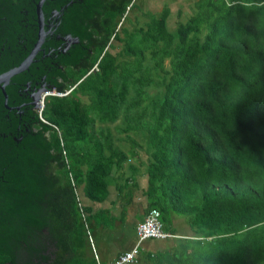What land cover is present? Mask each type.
Returning a JSON list of instances; mask_svg holds the SVG:
<instances>
[{
    "label": "trees",
    "instance_id": "obj_1",
    "mask_svg": "<svg viewBox=\"0 0 264 264\" xmlns=\"http://www.w3.org/2000/svg\"><path fill=\"white\" fill-rule=\"evenodd\" d=\"M137 1L105 0L86 65L60 67L61 93L30 108L53 159L1 197L25 218L21 264H97L89 235L113 227L140 173L162 230L177 235L174 215L190 233L134 264H264V0H191L172 29L175 0Z\"/></svg>",
    "mask_w": 264,
    "mask_h": 264
},
{
    "label": "water",
    "instance_id": "obj_2",
    "mask_svg": "<svg viewBox=\"0 0 264 264\" xmlns=\"http://www.w3.org/2000/svg\"><path fill=\"white\" fill-rule=\"evenodd\" d=\"M105 0H0V254L4 264H21L25 257L22 212L1 204L7 187L25 189L31 175L53 158L40 134L30 132L37 123L36 95L53 88L61 93L56 75L60 67H84L91 52L86 27L95 28Z\"/></svg>",
    "mask_w": 264,
    "mask_h": 264
},
{
    "label": "crops",
    "instance_id": "obj_3",
    "mask_svg": "<svg viewBox=\"0 0 264 264\" xmlns=\"http://www.w3.org/2000/svg\"><path fill=\"white\" fill-rule=\"evenodd\" d=\"M137 184H138V191H135V194L133 196V198L130 201V204L127 205V207L125 209H123V213H121L120 211H118V208H109V215H113L115 216V224L113 225V227H107V226H99V228L93 230V234L94 235H89V241L91 242V249L92 251L94 250V253L97 254L98 256V262L97 264H109L116 255H118L119 253L128 250L130 247H132L133 245L137 244V239H136V235H135V230H132L131 233H129V235H131L130 240H128V238L124 235H117L116 229L117 226H121V225H125L126 222L128 221L129 218H132L134 220V216H139L140 218H144V214H145V207H144V203L141 201L140 197H139V191L143 190L144 186H145V179L142 175V173H140L137 176ZM109 191V190H108ZM113 191H109V195H112ZM134 201L136 202V205H134ZM91 207L93 209H100V208H106L108 207V201L103 202L102 204H91ZM136 211V212H135ZM120 214H123V218L121 219V217L119 218L118 216ZM130 216V217H129ZM180 220V219H176L172 216L171 221L173 226L176 228V232L177 235H169L166 238L163 239H157V240H165L166 241V245L171 241V238L173 236L175 237H186L188 236V234L190 233L188 227L185 225L183 219H182V223L184 224V227L182 228H178L176 226V221ZM122 221V222H121ZM141 222V221H139ZM138 221H135L136 223H139ZM133 226V223H132ZM178 228V229H177ZM185 228L188 229V231L185 230ZM128 236V235H127ZM122 240H124L125 245L119 248H115L114 251H112L111 253L109 252H105L103 251V246L104 244H106L105 242H113L115 244L121 242ZM128 240V241H127ZM97 241V244H96ZM129 243V244H128ZM96 244V245H95ZM151 245H154V243L152 242L151 239H147V240H143V242H140V244L137 246V255L140 252H144L145 250H159L165 247V245L161 248H153ZM136 255V256H137ZM96 257V259H97ZM135 262V260H134ZM131 263V264H134Z\"/></svg>",
    "mask_w": 264,
    "mask_h": 264
},
{
    "label": "rangeland",
    "instance_id": "obj_4",
    "mask_svg": "<svg viewBox=\"0 0 264 264\" xmlns=\"http://www.w3.org/2000/svg\"><path fill=\"white\" fill-rule=\"evenodd\" d=\"M190 1L191 0H175L174 2H171L170 3V6H169V8H170V14H169V17H168L167 22H166V26H167L168 29H172L173 28L174 22L176 20L183 21L185 19V16L189 14V11H190L189 9L190 8L188 7V5H189V2ZM163 2H164V0L137 1L136 6H140V8L142 7L145 10L157 11L161 7V5H162ZM176 3H181L182 4V11L183 12H182V16L179 19L176 18L175 15H174V11H175V8H176ZM44 93H45V91H42V92L37 93V95H36V106L38 107V110L39 111L41 109V106H40L41 105V98H42V96H43ZM141 170H142V168L139 167V171H141ZM109 191L111 192L112 189H109ZM134 205L137 206L135 201H134ZM172 216L174 218H176V219H180V220H177L176 221V226L178 228L184 227V224L182 223L183 222L182 221V218L180 216H174V215H172ZM135 221L136 222L137 221L138 222L139 221H142V218H140L139 216L136 215V216H134V220L132 218H129L125 225L117 226V229H116L117 235H124L125 238L127 237L128 240H130L131 235H129V233H131L132 230H134V227H136V225L138 224V223L135 224ZM132 223H133V226H132ZM185 230L188 231L187 228H185ZM151 240L154 243V245H151L153 248L154 247L155 248L156 247L157 248H161L164 245H166V241L165 240H157V239H151ZM105 243L106 244H104V246L102 247L103 248V251L109 252V253H111L112 251H114L115 248H119V247H122V246L125 245L124 240H122L121 242H119L117 244H115V243H113L111 241L108 242V243L107 242H105ZM96 244H97V241H96Z\"/></svg>",
    "mask_w": 264,
    "mask_h": 264
},
{
    "label": "built area",
    "instance_id": "obj_5",
    "mask_svg": "<svg viewBox=\"0 0 264 264\" xmlns=\"http://www.w3.org/2000/svg\"><path fill=\"white\" fill-rule=\"evenodd\" d=\"M137 244L116 255L109 264H131L137 255V246L147 239H163L169 236L162 230L161 223L154 209L146 210L143 220L135 227ZM95 257V256H94Z\"/></svg>",
    "mask_w": 264,
    "mask_h": 264
},
{
    "label": "clouds",
    "instance_id": "obj_6",
    "mask_svg": "<svg viewBox=\"0 0 264 264\" xmlns=\"http://www.w3.org/2000/svg\"><path fill=\"white\" fill-rule=\"evenodd\" d=\"M140 223V222H139Z\"/></svg>",
    "mask_w": 264,
    "mask_h": 264
}]
</instances>
